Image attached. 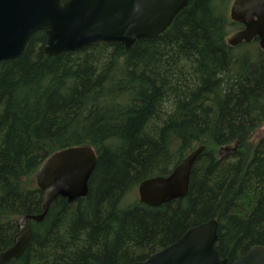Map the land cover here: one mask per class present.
Instances as JSON below:
<instances>
[{
    "label": "trees",
    "instance_id": "16d2710c",
    "mask_svg": "<svg viewBox=\"0 0 264 264\" xmlns=\"http://www.w3.org/2000/svg\"><path fill=\"white\" fill-rule=\"evenodd\" d=\"M231 2L189 0L129 49L95 42L49 57L37 31L0 62V252L18 217L41 213L35 175L47 157L79 145L97 157L87 195L28 220L30 241L7 264H131L210 219L227 264L264 246V53L256 38L228 45L242 26ZM199 146L184 197L139 201L141 181Z\"/></svg>",
    "mask_w": 264,
    "mask_h": 264
},
{
    "label": "water",
    "instance_id": "95a60500",
    "mask_svg": "<svg viewBox=\"0 0 264 264\" xmlns=\"http://www.w3.org/2000/svg\"><path fill=\"white\" fill-rule=\"evenodd\" d=\"M189 0H0V62L22 55L32 34L44 31L43 52L56 56L95 42L120 43L129 49L136 40L157 37ZM229 18L240 23L228 45L234 47L257 39L264 53V0H232ZM199 146L186 155L167 176L145 179L137 186L141 203L159 206L182 198L188 191ZM97 157L89 146H71L45 159L35 175L42 194L41 213L17 218L11 246L0 252V264L23 254L31 237L28 220L40 222L51 202H73L88 193V181ZM217 222L210 219L188 228L177 240L131 264H227L215 246ZM230 264H264V246H252Z\"/></svg>",
    "mask_w": 264,
    "mask_h": 264
},
{
    "label": "rangeland",
    "instance_id": "374dc122",
    "mask_svg": "<svg viewBox=\"0 0 264 264\" xmlns=\"http://www.w3.org/2000/svg\"><path fill=\"white\" fill-rule=\"evenodd\" d=\"M264 131V128H262L261 130H260V133H262Z\"/></svg>",
    "mask_w": 264,
    "mask_h": 264
}]
</instances>
